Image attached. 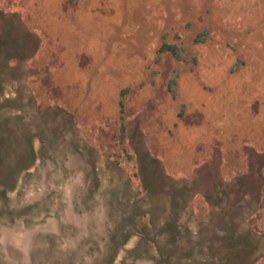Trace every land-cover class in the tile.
<instances>
[{
    "label": "rangeland",
    "instance_id": "374dc122",
    "mask_svg": "<svg viewBox=\"0 0 264 264\" xmlns=\"http://www.w3.org/2000/svg\"><path fill=\"white\" fill-rule=\"evenodd\" d=\"M0 136V264H264V0H0Z\"/></svg>",
    "mask_w": 264,
    "mask_h": 264
},
{
    "label": "trees",
    "instance_id": "16d2710c",
    "mask_svg": "<svg viewBox=\"0 0 264 264\" xmlns=\"http://www.w3.org/2000/svg\"><path fill=\"white\" fill-rule=\"evenodd\" d=\"M166 49L167 48H172V46H170V45H165L164 46ZM163 47V48H164ZM1 144H2V137L0 136V146H1ZM28 162H30L26 167H25V169H28L29 167V165L30 164H33V162H34V151H33V149L31 148L30 149V152H28ZM0 159H1V156H0ZM25 160L23 159V162H24ZM25 166V165H24ZM23 166V167H24ZM22 167V168H23ZM8 169H10V168H8ZM11 170V169H10ZM15 175H14V173H9V172H7L6 174H4V176L1 178V180H0V182L4 185H8V186H10L11 188H14V185H13V183L15 182ZM1 185V184H0ZM4 194H5V191L3 192Z\"/></svg>",
    "mask_w": 264,
    "mask_h": 264
},
{
    "label": "crops",
    "instance_id": "0c3cea01",
    "mask_svg": "<svg viewBox=\"0 0 264 264\" xmlns=\"http://www.w3.org/2000/svg\"><path fill=\"white\" fill-rule=\"evenodd\" d=\"M31 229V228H30ZM22 255V254H21ZM23 256V255H22ZM29 259H30V257H29Z\"/></svg>",
    "mask_w": 264,
    "mask_h": 264
}]
</instances>
